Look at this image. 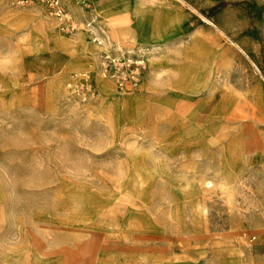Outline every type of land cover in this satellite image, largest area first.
<instances>
[{
    "label": "rangeland",
    "instance_id": "rangeland-1",
    "mask_svg": "<svg viewBox=\"0 0 264 264\" xmlns=\"http://www.w3.org/2000/svg\"><path fill=\"white\" fill-rule=\"evenodd\" d=\"M9 1L0 264H264V0H64L73 36Z\"/></svg>",
    "mask_w": 264,
    "mask_h": 264
},
{
    "label": "built area",
    "instance_id": "built-area-1",
    "mask_svg": "<svg viewBox=\"0 0 264 264\" xmlns=\"http://www.w3.org/2000/svg\"><path fill=\"white\" fill-rule=\"evenodd\" d=\"M12 5H29L37 3L45 8V13L53 23L56 30L65 36H73L78 30L79 26L76 20L68 11L64 0H10ZM78 3L87 7L90 5L89 0H78ZM93 20L86 21V27L89 29L93 27ZM91 40L97 45L103 46L105 44L104 39L100 35L92 32ZM147 60L144 56H141L135 60L126 58L124 55L111 53L107 50H101L99 52V64L101 73L115 80L121 89L134 88L139 86L140 75L145 67ZM81 86L78 88V94L83 96V99H87V75L82 77ZM90 87L91 85L88 84ZM94 95L95 91H89ZM88 92V93H89Z\"/></svg>",
    "mask_w": 264,
    "mask_h": 264
},
{
    "label": "bare ground",
    "instance_id": "bare-ground-1",
    "mask_svg": "<svg viewBox=\"0 0 264 264\" xmlns=\"http://www.w3.org/2000/svg\"><path fill=\"white\" fill-rule=\"evenodd\" d=\"M184 3V2H183ZM207 21H208V23H212L213 24V21H211L210 19H207ZM98 76V75H97ZM104 77V76H103ZM101 78H102V76H101ZM100 79V78H99ZM105 79H106V77H105ZM102 81V80H101ZM107 83H109L108 81H107ZM108 86V85H107ZM112 86V85H111Z\"/></svg>",
    "mask_w": 264,
    "mask_h": 264
}]
</instances>
